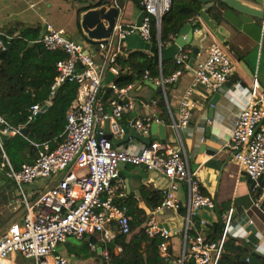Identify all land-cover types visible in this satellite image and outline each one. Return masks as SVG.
<instances>
[{
    "label": "built area",
    "instance_id": "built-area-1",
    "mask_svg": "<svg viewBox=\"0 0 264 264\" xmlns=\"http://www.w3.org/2000/svg\"><path fill=\"white\" fill-rule=\"evenodd\" d=\"M172 3L173 0H141L145 12L141 26L122 22L120 10L112 36L92 46L68 38L63 30L45 26L39 42L49 51L66 55L57 64L50 97L54 98L65 83H78L79 97L67 112L64 141L55 149H51L49 143L43 144L34 163L23 164L17 170L4 152L0 137L2 168L8 169L6 176L18 188L24 208L21 219L12 222L0 234V264H71L69 258L58 253V248L70 238L82 240L99 234L101 242L107 245L114 242L118 234L131 235L130 210L118 204L126 190L122 165L145 167L168 181L161 205L150 212L145 225L150 239H162L158 247L160 257L168 264L175 262L171 252L172 238L178 233L183 235V243L181 257L175 264H218L231 228L232 214L230 212L226 218L220 239L216 242L207 239L205 232L211 222L203 213L214 212L216 203L213 197L203 193L197 172L191 169L180 131L190 124L195 107L193 92L196 89L209 95L220 92L234 74L235 65L221 44L213 42L204 48L206 57L193 67L194 79L180 101L176 119L168 91L182 76V69L188 66L190 53L180 49L174 60L181 69L170 76L163 75V51L177 39V36H171L168 42L161 40L162 20ZM112 4L120 9L116 0ZM155 27L160 75L152 77L147 71L141 81L126 87L118 86L116 80L122 74L118 57L126 49L125 39L138 35L144 42L152 44ZM0 48H5L1 41ZM108 74L114 79L106 84ZM148 82L161 88L169 113L168 126L176 132L179 144L153 141L151 145L135 143L131 149L123 145L116 147L105 132L106 123L109 121L111 138L123 139L126 132L122 119L136 108L132 91L139 84ZM247 93V102L234 121L226 147L239 165L240 176L252 183V192L262 191L256 196L254 205L264 209V87L259 82L258 70ZM156 105V100L146 103L148 108H156ZM42 109L40 105L33 106L29 120L42 113ZM154 122L161 121L154 113H148L139 117L134 127L142 137H150ZM0 134L16 136L20 129L13 128L0 115ZM62 172L60 180L34 201L27 198L25 185L52 181ZM181 191L185 192L186 200L179 198ZM165 213H174L181 218L182 229L175 231L164 227L160 216ZM91 248L96 249L93 245ZM116 250L122 252V245L117 244ZM101 253L104 261L109 262L110 254Z\"/></svg>",
    "mask_w": 264,
    "mask_h": 264
},
{
    "label": "crops",
    "instance_id": "crops-1",
    "mask_svg": "<svg viewBox=\"0 0 264 264\" xmlns=\"http://www.w3.org/2000/svg\"><path fill=\"white\" fill-rule=\"evenodd\" d=\"M100 1H80L81 4H79L78 8H75L73 17L70 20L73 25L75 24L74 27L77 32L81 33V38L84 42L82 43L87 46H92V43L83 36L79 28L78 10L89 4H97ZM108 1L111 3L115 2V0ZM116 1L122 12L121 21L130 25L137 24L142 9L131 0ZM241 1L253 8H264V0ZM37 4L31 0H0V29L7 31L22 24L26 27L40 26L43 33L45 26L51 25L55 30H63L67 34L66 27L52 22L46 14L32 13L30 10L36 7ZM212 4L213 0H210L207 4H203L202 10L207 12V9ZM50 7L52 8V4ZM197 21H199L198 28H202L203 22L199 16L192 19L188 24L193 26ZM218 23L229 33V39H226L225 43L220 42L212 34L208 40L203 42L204 47L206 49L213 42L221 44L235 65V72L222 90L216 94L209 95L202 89H196L193 92L192 98L195 107L192 109V118L189 126L180 131V135L184 149L190 160L191 169L197 172L198 178L201 181L203 193L213 197L216 203L214 212L203 213L211 222L205 232L206 237L208 236L210 227L216 223L225 222L231 212V228L228 237L244 243L248 248L249 255L246 257L247 263L262 264L257 256L264 257V209L254 205L256 196L260 195L262 191L258 193L252 192V183L245 176H240L239 165L231 157L226 145L231 138L234 121L247 102V92L252 85L257 70L259 82L264 87V22L261 19L249 17L229 9L225 11L223 20ZM198 28H194L195 33ZM186 49L191 52V57L193 48L187 47ZM205 49L198 56L194 67L197 63L205 59ZM148 53L153 55L151 52ZM187 68L188 66L179 78V83L177 81L174 85L170 86L168 91L171 111L176 119L179 117L180 101L185 92L191 87L194 79V69L187 71ZM145 88H150L151 91ZM159 95H162V92L159 93L146 83H141L136 86L132 91L136 108L135 111L123 117V125L131 127L135 117L139 118L148 113H154L156 116H160V123L166 125L169 129V134L165 141H173L175 142L173 144L177 145L179 144L177 134L168 126V119L165 121L161 117V111L157 107H146V103H150L151 100L157 101ZM56 142H58V145L62 143H59V141ZM135 143L139 146L140 144H144L138 140L130 139V142L123 146L131 149ZM1 155L0 148V198L2 200L9 198V201H2L0 203V218L9 220L10 225L12 222L21 219L24 214V208L21 204L22 199L19 197V192L15 190L14 192L16 193L13 194V189L16 186L4 173ZM35 160L36 157L33 159V163ZM24 164L29 163L25 162ZM121 169L126 190L125 195L119 198L118 203L121 205H130L138 210L146 209L149 216L153 210L147 209L143 192L157 191L161 192L163 196V193L168 188V181L160 174L151 172L145 167L122 165ZM139 171L144 172L143 177L137 175L140 174ZM62 175L63 173H60L52 181H39L35 184L28 185L29 191L26 192L24 190L25 195L29 200L34 201L46 189L56 184ZM178 195L181 200H186L184 191H181ZM9 210L18 213L8 212ZM160 221L163 222V225L167 224L170 229L175 231L182 229L184 224L182 219L174 213L161 215ZM91 237L88 236L82 240L70 238L58 248V253L69 258L71 264H109L104 261L102 253L100 252H98L97 256L93 255L87 259L83 257V254L76 255L81 247L86 245L88 240H91ZM94 237L101 242V236L99 234L94 235ZM175 237H179L176 244L174 243ZM182 243L183 235L175 234L172 238L171 250L172 259L175 262L181 257ZM91 250L95 251L92 248ZM116 253L120 254L121 252L116 250ZM230 258L233 259V257Z\"/></svg>",
    "mask_w": 264,
    "mask_h": 264
},
{
    "label": "trees",
    "instance_id": "trees-1",
    "mask_svg": "<svg viewBox=\"0 0 264 264\" xmlns=\"http://www.w3.org/2000/svg\"><path fill=\"white\" fill-rule=\"evenodd\" d=\"M131 1L142 9L141 0ZM104 2L105 0H101L97 4H89L78 10L80 30L81 13ZM202 9L203 4L200 0H173L170 11L162 20L161 40L165 43L171 36L178 35L192 19L199 16ZM229 9L228 5L220 0H213L207 13L217 22H221L225 11ZM0 33H5L11 44L10 48H0V115L13 128L20 129V134L11 136L3 143V149L11 164L19 170L25 162L33 163L43 144L49 143L51 149H55L58 145L56 141L59 143L64 141L67 112L77 102L80 86L78 83H65L51 99L50 91L57 76V64L65 59L66 55L60 51H49L39 42L42 33L40 26L26 27L19 24L7 31L0 29ZM157 43L155 27L152 46L156 48ZM118 64L122 68V74L116 80L120 87L141 81L147 71L152 77L160 75L155 57L145 51L128 52L125 49L118 57ZM180 69L175 60L164 61L162 65L165 77ZM158 97L156 107L161 111V117L165 121L168 119L169 122L165 100L162 95ZM36 105L47 109L30 121L31 108ZM1 156L4 161L3 154ZM143 197L147 209L154 210L161 205L163 196L161 192L149 191L143 192ZM2 201L8 202L9 198L4 200L0 198V203ZM124 206L129 208L132 216L131 235L118 234L116 240L108 245L92 236L76 255L83 254L87 259L93 255L97 256L98 249L101 248L103 252L107 251L110 254L109 264H168L160 257L158 251L162 239H150L145 232V225L149 219L147 210H138L130 205ZM8 224L9 220L0 218V232ZM224 227L225 222L211 226L207 239L218 241ZM117 244L123 247L120 254L116 253ZM91 245L96 247L95 251L91 250ZM248 255L249 250L244 243L228 237L218 264H249L246 262ZM257 257L264 264V257L259 255Z\"/></svg>",
    "mask_w": 264,
    "mask_h": 264
},
{
    "label": "water",
    "instance_id": "water-1",
    "mask_svg": "<svg viewBox=\"0 0 264 264\" xmlns=\"http://www.w3.org/2000/svg\"><path fill=\"white\" fill-rule=\"evenodd\" d=\"M203 4L209 3L210 0H200ZM221 2L228 5V7L240 14L261 19L264 22V10L253 8L241 0H220ZM120 16V9L118 6L112 4L108 0H106L102 5L91 8L87 11H84L80 15V26L83 35L92 43L98 44L101 42L107 41L113 34V30L115 24ZM145 17V12L142 11L140 14L137 25L141 26L143 19ZM199 18L203 22V27L198 28L199 21H197L193 26L191 24H187L178 34L176 42L174 45L165 48L163 51V61L174 60L175 56L179 53L180 49H186L187 47H192L193 51L188 63L187 71L193 69L195 62L198 56L201 54L202 50H204L203 42L208 40L211 35L215 36L220 42H224L226 39H229V33L225 30V28L214 20L206 11L202 10L199 13ZM194 28H198V33H195ZM68 38H71L70 35H67ZM0 41L2 42L5 48H10L11 44L8 41V38L5 34H0ZM126 49L128 51H148L153 53L156 62L158 63V52L157 48L153 47L152 44L144 42L140 36L131 35L125 39ZM114 76L112 74H108L105 83L108 84L113 81ZM179 83V81L177 82ZM152 88L156 89L159 93H161V88L156 87L150 82L147 83ZM47 107H44L42 111H45ZM110 112V111H109ZM160 118L159 115L156 116ZM138 117H135L134 122L131 127L123 125L126 135L123 139H115L111 138L110 130H109V121L106 123L105 132L108 137L112 140L115 146L125 145L130 142V139L138 140L146 145H151L153 141L162 140L165 141L169 134V129L166 125L154 122L151 126V136L150 137H142L136 128L134 127L136 120ZM1 140L4 143L7 139H9L10 135L0 134ZM1 165V163H0ZM128 184V183H127ZM129 187V184H128ZM164 227L169 228L167 224ZM98 252H102V249L99 248ZM213 257H215V253H213ZM107 264V263H106ZM169 264H175L171 262Z\"/></svg>",
    "mask_w": 264,
    "mask_h": 264
},
{
    "label": "rangeland",
    "instance_id": "rangeland-1",
    "mask_svg": "<svg viewBox=\"0 0 264 264\" xmlns=\"http://www.w3.org/2000/svg\"><path fill=\"white\" fill-rule=\"evenodd\" d=\"M31 1L34 3H38L36 5V7H34L33 9L30 10L32 13H34V14L35 13L46 14L52 22H56L58 25H62L64 27H66L67 34H70L74 41L79 42V43L83 42L82 38H81V33L77 32V30L74 27L75 24L73 25L70 22L71 18L73 17V11L75 10V8H78V6H79V4H81L82 0H43V1L31 0ZM39 1H41V3H39ZM83 1L89 2V0H83ZM51 4H52V8L50 7ZM145 89L151 91L150 88H145ZM135 167H140V166H135ZM3 170H4V173L6 175L8 169H3ZM139 173L140 174H137V175H141L143 177L144 172L139 171ZM23 188L26 192L29 191L28 185H25ZM15 190L19 192L18 188L15 187L13 189V194L16 193V192H14ZM19 197L21 198V195H19ZM8 212L14 213L13 210H11V211L9 210ZM17 213H14V214H17ZM178 240H179V237H175L174 243L176 244V242H178Z\"/></svg>",
    "mask_w": 264,
    "mask_h": 264
}]
</instances>
